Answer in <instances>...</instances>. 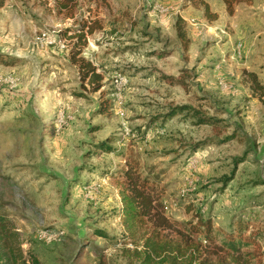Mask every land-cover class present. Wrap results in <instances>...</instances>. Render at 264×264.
Listing matches in <instances>:
<instances>
[{"label":"rangeland","instance_id":"rangeland-1","mask_svg":"<svg viewBox=\"0 0 264 264\" xmlns=\"http://www.w3.org/2000/svg\"><path fill=\"white\" fill-rule=\"evenodd\" d=\"M79 1L74 17L54 0L0 8V264H31L32 255L38 264H142L144 230L117 215L119 151L139 159L177 221L196 212L220 229L247 224L264 264V96L244 74L264 85V0L232 15L222 0H205L212 22L186 0ZM95 16L103 29L83 55L104 86L92 92L59 32ZM181 71L185 88L162 78ZM108 139L116 151L98 148Z\"/></svg>","mask_w":264,"mask_h":264},{"label":"trees","instance_id":"trees-1","mask_svg":"<svg viewBox=\"0 0 264 264\" xmlns=\"http://www.w3.org/2000/svg\"><path fill=\"white\" fill-rule=\"evenodd\" d=\"M4 1L0 0V8ZM244 1L246 0H222L228 15L234 13L235 5ZM186 2L194 8H202L203 15L208 21L212 22L218 18L217 13L211 11L205 0ZM79 3V0H54L56 11L67 17H74ZM183 25V19L177 17L176 36L186 49L189 41ZM102 29V19L95 16L90 19H77L75 27H66L59 32L64 38L68 63L75 68L80 84L87 85L92 92L100 91L104 86V74L83 55V50L87 44V37ZM4 62L7 61L0 54V64ZM182 72L177 78L166 75H162V78L170 85L178 84L185 88ZM244 74L251 90L264 96V85L258 81L256 74L246 71ZM108 108L109 104L100 105V113H106ZM112 140L100 143L98 148L106 152L116 151L111 145ZM117 155L123 156V162L117 167L118 173L115 175L121 179L119 185L121 208L117 215L129 229L138 227L144 230L146 234L144 248L147 250L142 264H177V259H181V264H261L258 254L251 248L257 243L255 236L245 235L247 224L238 222L229 230L220 229L214 227L210 218H203L196 212L192 219L185 223L177 221L166 213L163 189L149 174L141 171L139 159L135 155L121 151ZM251 216L252 220L257 218L255 214ZM3 223L5 221L0 217V224ZM99 235L107 237L104 233ZM29 258L31 264H38L35 256ZM99 262H103L102 257L99 258Z\"/></svg>","mask_w":264,"mask_h":264},{"label":"built area","instance_id":"built-area-1","mask_svg":"<svg viewBox=\"0 0 264 264\" xmlns=\"http://www.w3.org/2000/svg\"><path fill=\"white\" fill-rule=\"evenodd\" d=\"M113 87H114V94L118 99L121 98V90L124 89V86L126 85V78L123 75H116L113 78L112 81Z\"/></svg>","mask_w":264,"mask_h":264}]
</instances>
